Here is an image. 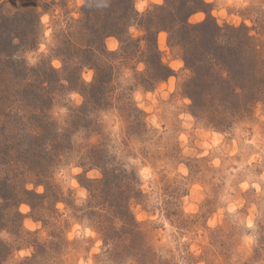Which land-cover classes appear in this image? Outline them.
I'll return each instance as SVG.
<instances>
[{
    "label": "rangeland",
    "instance_id": "1",
    "mask_svg": "<svg viewBox=\"0 0 264 264\" xmlns=\"http://www.w3.org/2000/svg\"><path fill=\"white\" fill-rule=\"evenodd\" d=\"M95 1L90 8L88 0H0V106H29L20 128L41 131L38 144L50 153L42 166L14 147L13 164L0 168V264H264V0H205L195 12L205 14L201 22L214 17L236 27L238 39L251 36L245 41L262 64L240 81L214 66L198 68L208 28L175 27L173 35L159 28L171 26L157 17L166 0H150L144 13L135 0ZM126 9L133 18L109 36L119 48L109 51L104 38V54L85 51L90 59L81 64L84 50L71 40ZM49 40V54L29 65L26 54ZM85 67L94 72L90 83ZM98 67L107 84L101 99H87ZM125 69L131 82L122 79ZM235 85L245 91L236 94ZM20 91L25 100L12 101ZM72 91L83 97L79 106ZM54 105L68 109L63 124L51 116ZM102 166L108 180L99 199ZM82 189L87 195L77 204Z\"/></svg>",
    "mask_w": 264,
    "mask_h": 264
},
{
    "label": "trees",
    "instance_id": "2",
    "mask_svg": "<svg viewBox=\"0 0 264 264\" xmlns=\"http://www.w3.org/2000/svg\"><path fill=\"white\" fill-rule=\"evenodd\" d=\"M105 1L102 0L101 4H103ZM173 2H178L179 6H174ZM90 8L96 7V1L95 0H88ZM121 3V2H120ZM165 7H157V10H163L162 13H160L157 17L159 20H162L163 23H168V21H171V26L168 27L167 24H159V28L165 26V30L171 33V31L175 27L181 29V27H188L191 29H197L202 30L206 29L203 33L204 38L206 39L201 40L200 43H205V52L206 55L202 57V60H197L200 67L205 65H208L211 69V67L219 68L221 70H225L227 73L235 74L238 78L237 81H240L242 78H248L251 73H254L257 70L256 61L261 63V59L258 55H255L253 51H256L255 48L252 50L253 46L250 45V47L247 45V42L245 40H251V36L247 34V39L241 38L238 39V36L236 34V31L238 29L236 27H232V31L228 30L227 27L221 26L214 17H211L204 22L197 23L191 25L189 21V17L199 11L205 8L207 5V2L205 0H166ZM121 5V4H120ZM124 7V5H121ZM125 8V7H124ZM127 8V7H126ZM167 8V12L164 10ZM133 9H126L124 12L120 13V16L117 15L115 19L112 21L111 24H105L104 22H101L99 25H92V29L86 30L85 32L81 31V35L78 34L76 36V41L71 40L74 47L78 49V51L83 49L84 51L80 55L82 58V61H86L85 59H90V57L86 56V52H90V55L93 56H99L101 54H104L103 50L99 47V45L104 44V38H107L109 36H117L119 35L118 31L122 23H126L131 18H133ZM174 23H173V22ZM162 23V22H161ZM158 28V29H159ZM150 29L148 30V32ZM154 34V30L152 31ZM172 34V33H171ZM173 35V34H172ZM83 37H86L87 39L83 42ZM86 51V52H85ZM78 54V52H77ZM88 55V54H87ZM89 55V56H90ZM256 58V59H255ZM264 60V58H262ZM259 60V61H258ZM81 64H85L81 63ZM162 64V63H161ZM253 65V69H252ZM198 66V68H200ZM259 66V63H258ZM101 68L98 67V71ZM57 71L54 69V72ZM167 69H164V72L166 73ZM58 72V71H57ZM106 74L100 70V72H97V82L98 85L92 88L90 95L83 93V95L89 99V98H96L100 97L103 93L101 91L104 90V87L107 84V80L104 78ZM71 85H74L71 80H69ZM79 81V79H78ZM48 82V79L45 81ZM50 83V80H49ZM78 83V82H77ZM235 93H240L242 91H245V87L240 85H235ZM244 89V90H243ZM19 95H25L24 91H20L18 95L16 94V99L12 100L14 102L21 103L24 98H19ZM94 96V97H93ZM101 99V97L99 98ZM5 105L0 106L1 108ZM17 106H5V108L0 112V168L1 167H7L11 166L13 164L14 158L11 155L13 148L23 150V155L26 157V159L30 162H34L35 164L46 166L47 165V159L50 156V153H48L45 150H48L47 146L42 147L38 144L39 137L42 134L41 131H36L33 133L30 132H24L22 130V127L20 124L25 119V115H27V107L29 106H19L22 107L20 112L13 111L14 108ZM33 111H36V108L33 107ZM53 132V130H52ZM51 132V133H52ZM36 133V134H35ZM52 137L59 140L58 135L53 134ZM25 141H27L28 146L25 149ZM48 145V144H47ZM5 148H4V147ZM34 165V164H33ZM106 166H102L103 171V178L99 179L97 183L100 185L95 188V193L97 197L101 198V193L103 192L100 186L102 187L103 184H106L107 182V174H106ZM104 181V182H103ZM0 184H3L0 182ZM3 187L0 186V189ZM110 190L113 189L110 187ZM24 192L26 195L32 194V190H28L27 188L24 189ZM93 196H95L93 194ZM16 198V203L24 202L25 200L21 201ZM121 207V205L119 204ZM122 208V207H121ZM20 213V212H19ZM103 224V222H102ZM107 230V226L104 225V230ZM2 252L3 250H0V262L2 260Z\"/></svg>",
    "mask_w": 264,
    "mask_h": 264
},
{
    "label": "clouds",
    "instance_id": "3",
    "mask_svg": "<svg viewBox=\"0 0 264 264\" xmlns=\"http://www.w3.org/2000/svg\"><path fill=\"white\" fill-rule=\"evenodd\" d=\"M155 3L158 4H162L164 2V0H154ZM134 6L136 8V10L139 13H144L146 9H150L151 8V4H150V0H135ZM214 15H216V13H214ZM45 21L48 19L47 16H45L43 18ZM205 19V14L203 12H198V13H194L192 16L189 17V23L192 22H201ZM129 32L132 34L133 38L137 37L140 35V29H138L136 26H131L129 28ZM45 37H49L51 35V30H48L45 32ZM105 44L106 47L109 51H116L119 48V44L117 42V39L114 37H108L105 40ZM54 43L49 40L46 43H41L39 46V49L37 52H29L26 54V58L27 61L29 63V65H35L37 63V59L39 57V55L42 53L44 55H48L50 52V47H54ZM52 67L56 68V69H60L62 67V62L60 59H52L51 61ZM146 65L144 63H139L136 66V70L137 71H144ZM82 78L85 82L90 83L92 81L94 72L92 69H89L87 67L84 68L83 72H82ZM133 77V73L131 70L125 69L124 73H123V77L122 79L125 80L126 82H131ZM69 97L72 101L75 102V104L77 106H79L82 102H83V97L75 91L70 92ZM68 114V109L64 108V107H59V106H53L51 109V116L53 119H55L58 123L63 124L65 122V117ZM82 135L81 133H77L76 136L74 137V139H79ZM132 163H135V161H133ZM73 172H75L76 174L80 173L82 171V169L80 168H73L72 169ZM99 175V173H94L93 171L88 172V176L91 177L93 175ZM142 178V177H141ZM78 183L77 181H73V184ZM28 188L31 190L32 186L29 185ZM36 192L38 193H43L44 192V188L40 187V188H36L35 189ZM78 195L81 197V199H78L76 201L77 204L83 203V198L87 195L85 190H81ZM59 207H63V205H59ZM20 211L23 213H27L29 211V207L27 205H22L20 207ZM30 227H36V225H29ZM4 237L7 238V232L3 233ZM18 255L20 256H27L29 255L26 252H20Z\"/></svg>",
    "mask_w": 264,
    "mask_h": 264
}]
</instances>
